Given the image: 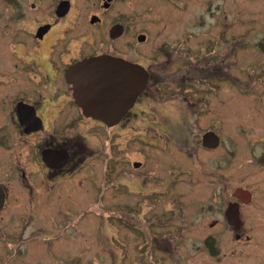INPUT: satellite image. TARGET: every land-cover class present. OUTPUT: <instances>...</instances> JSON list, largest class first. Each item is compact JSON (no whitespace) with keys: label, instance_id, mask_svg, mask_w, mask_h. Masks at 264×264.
<instances>
[{"label":"rangeland","instance_id":"374dc122","mask_svg":"<svg viewBox=\"0 0 264 264\" xmlns=\"http://www.w3.org/2000/svg\"><path fill=\"white\" fill-rule=\"evenodd\" d=\"M32 1L48 21L57 0H0L1 69ZM68 1L58 32L72 27L76 53L166 63L133 127L89 132L78 120L71 133L91 157L43 199L0 212V264H264V0H112L108 11ZM114 25L124 30L112 41ZM207 131L220 138L215 150L201 147ZM236 188L252 195L240 231L222 217Z\"/></svg>","mask_w":264,"mask_h":264},{"label":"flooded vegetation","instance_id":"af4514ba","mask_svg":"<svg viewBox=\"0 0 264 264\" xmlns=\"http://www.w3.org/2000/svg\"><path fill=\"white\" fill-rule=\"evenodd\" d=\"M19 1L24 2V0ZM100 1L103 2L101 5L103 11H108L112 0ZM62 2H68V9L62 16H58L57 9ZM29 7L37 12L32 14L25 12L24 15L20 13L24 27L20 30L19 37H16L17 32L7 37V42L11 44L14 38L17 44L9 51L11 56L9 55L10 59L6 61V69L0 68V212L7 205L16 206L20 202L32 205L34 200L37 202L38 199H43L42 192L54 188L62 179L77 172L91 157L92 152L83 143L82 138H77L72 134L73 132L71 133V129L76 130L78 120L87 122L88 127L85 130L89 132L94 130L118 132L133 127L132 119L139 115L138 111H143L138 107L143 103L142 99L149 82L157 80L158 75L163 72L161 64L166 63L155 61L151 63V66L146 67L115 52H110L108 49L100 53L78 54L72 46L70 47V40L67 38V33H71L72 27L68 26L62 30V33L58 32L60 30L58 25L61 21L69 25L68 17L72 5L68 0H57L51 5L49 14H47L50 15L48 21H42L45 17L44 12L37 2L32 1ZM29 15H33L34 22H37L32 29L26 27L33 19H30ZM93 16L98 18L95 25L98 26L103 22L98 16ZM112 28L107 31V34L112 41H115L122 36L124 29L122 27V33L111 37ZM139 36H144L145 40V35L136 36V42L143 43L144 40L143 42L138 41ZM121 54L124 53L121 52ZM98 56L114 58L111 61L113 67L106 66L108 61H96L93 68L83 67L80 64L87 58ZM193 60L195 61L192 58L187 62H193ZM125 65L129 68L125 69ZM120 66L123 67L120 68ZM140 69L147 76L146 85L134 100L132 107L123 113L122 118L119 116L124 101H121V108L116 111L110 108L103 111L111 114L117 113L116 117L105 118L97 115L98 110L96 111L94 107L90 108L89 103V109L86 108L83 100H87V97L101 98L100 95L96 96L97 91L100 92L97 90L99 87L103 89L106 85L112 94L118 96L120 86L126 78L125 74L133 72L141 77ZM73 72L77 73V76H71ZM228 74L231 78L232 74ZM87 75L94 77L88 79ZM232 78L236 81L235 75ZM66 119L68 121L64 123ZM62 124L66 129L59 128ZM65 130L66 133L61 134ZM207 132L217 135L214 131ZM202 136L200 143L204 149L215 150L219 147L220 142L214 149L205 148L202 146ZM136 163L140 164L138 167L133 166L136 169L142 165L140 162ZM3 181L6 182L5 185ZM238 189L240 191H237ZM247 196H250L249 202L246 201ZM231 199L227 201L222 215L223 222L234 231H240L242 228L241 210L250 204L252 195L245 189L236 188L231 194ZM230 206L238 213L239 222L237 224L231 225L227 219L226 212ZM236 225L239 228H236ZM235 238L239 239V235H235ZM208 247L214 252L211 246Z\"/></svg>","mask_w":264,"mask_h":264},{"label":"water","instance_id":"95a60500","mask_svg":"<svg viewBox=\"0 0 264 264\" xmlns=\"http://www.w3.org/2000/svg\"><path fill=\"white\" fill-rule=\"evenodd\" d=\"M68 2H62L57 9V13L59 14L58 16H62L64 14L65 11H67L68 7ZM105 6H107L105 4ZM98 21V18L95 16H92L90 18V24H94ZM122 33V26L120 25H115L113 26L112 30L110 31V36L111 37H115L117 34ZM144 40V36H139L138 37V41H143ZM114 60V58L110 57V56H98V57H91V58H87L85 59L83 63H80L83 67H87V68H93L94 63L97 62H101V61H108L106 63V66L108 68H112L113 65L111 64V61ZM96 62V63H97ZM105 63V62H104ZM103 63V64H104ZM123 66H120V68H122ZM134 67V66H133ZM125 69H128L127 66H124ZM137 69H139L138 67H136ZM75 69V68H74ZM142 75L141 77H138L137 73H130V74H125L126 78L124 79V82L122 83V85L120 86L119 89V95L116 96V94H112V91L108 88L103 87V89H101V87H99L97 90L98 93H96L97 95H100L101 98H97V97H87V100H83L84 104L86 105V108L89 109L88 103L90 104V108L94 107L96 109V111L98 112L97 115L99 116H103V117H116L118 116L117 113L116 114H111L110 112H103L104 110L110 108V110H118L121 108V101H124V106L123 109L121 111V115L119 116L120 118H122V115L124 112H126L128 109H130L134 103V100L136 99V97L143 91L145 85H146V81H147V76L146 74H143V70L140 69ZM77 73L73 72L71 74V76L75 77ZM89 77H94L93 75H87L86 78L89 79ZM117 80V79H116ZM90 81V80H89ZM91 84V83H90ZM125 84V88H123V85ZM90 88V87H89ZM88 89V88H87ZM87 89H85L87 91ZM96 89V88H95ZM116 93V92H115ZM118 94V93H117ZM95 95V94H94ZM82 100V99H81ZM80 104V101L78 102ZM93 103V104H92ZM84 104L81 103L82 107H84ZM123 105V104H122ZM114 113V112H113ZM90 116V115H89ZM94 116V115H92ZM118 117V118H119ZM119 118V119H120ZM220 139L217 135H215L212 132H206L203 136H202V146H204L205 148H211L214 149L219 145ZM140 164L136 163L134 164L135 167H138ZM237 191H240L239 189ZM242 193V192H241ZM244 195V193H242ZM247 202H249L250 200V196H247ZM246 202V203H247ZM1 206V205H0ZM236 210V209H235ZM235 210L233 209L232 206L229 207V209L226 212V216L227 219L229 221V223L231 225L233 224H237L239 222L237 216L238 213L235 212ZM235 220V222L233 221ZM236 228L237 227L236 225Z\"/></svg>","mask_w":264,"mask_h":264},{"label":"trees","instance_id":"16d2710c","mask_svg":"<svg viewBox=\"0 0 264 264\" xmlns=\"http://www.w3.org/2000/svg\"><path fill=\"white\" fill-rule=\"evenodd\" d=\"M261 48H262V49H263V51H264V43H261ZM263 53H264V52H263ZM210 244H211V245H213L212 243H210ZM211 245H210V246H211ZM211 252H212V251H211ZM212 254H213V255H215V254H216V252H212Z\"/></svg>","mask_w":264,"mask_h":264}]
</instances>
